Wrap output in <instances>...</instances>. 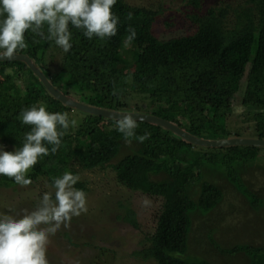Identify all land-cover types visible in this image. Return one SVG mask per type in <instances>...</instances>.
I'll list each match as a JSON object with an SVG mask.
<instances>
[{"label": "trees", "instance_id": "1", "mask_svg": "<svg viewBox=\"0 0 264 264\" xmlns=\"http://www.w3.org/2000/svg\"><path fill=\"white\" fill-rule=\"evenodd\" d=\"M190 3L200 12L191 16L196 29L187 36L158 39L154 25L165 13L163 8L133 7L116 0L112 7L119 18L116 35L90 40L70 25L72 48L58 71L53 72L48 57L54 42L31 31L25 33L26 47L18 52L31 57L57 88L79 97L80 102L153 114L212 140L242 136V129L235 133L228 129V118L248 74L242 106L245 121L254 124L249 138L264 139V0H243L237 6L218 3L206 13L201 12V0ZM231 14L233 23L226 20ZM130 28L136 36L129 42ZM43 31L46 35V25ZM23 70L28 74L24 92L16 84ZM0 76V143L5 146L22 147L31 130L21 122L23 110L43 105L49 112L75 111L53 98L24 63H0ZM77 112L83 119L69 128L57 152L38 159L27 178L45 176L52 182L65 172L76 175L72 162L85 171L112 167L120 185L161 198L156 231L148 238L150 246L136 256L157 264H211L206 259L181 257L187 254L193 216H206L235 192L253 210L258 204L264 207V196L255 190L257 175L262 173L255 160L264 148H201L145 122H136L135 136L148 133L147 139L139 142L133 137L128 142L116 130V120ZM124 148L130 153L113 164ZM252 169L256 170L253 175ZM222 180L224 186L219 184ZM15 184L0 175V187ZM75 186L84 190L81 182ZM127 212L126 221L138 228L135 213ZM219 249L224 254L244 251L250 264H264V248Z\"/></svg>", "mask_w": 264, "mask_h": 264}, {"label": "rangeland", "instance_id": "2", "mask_svg": "<svg viewBox=\"0 0 264 264\" xmlns=\"http://www.w3.org/2000/svg\"><path fill=\"white\" fill-rule=\"evenodd\" d=\"M124 1L133 7L153 10L163 8L165 13L158 17L154 25V34L158 39L169 40L187 36L196 29L191 16L200 10L190 3L191 0ZM201 1V12L206 13L215 4L228 3L237 6L243 0ZM226 20L233 23L234 16L231 14ZM64 55L65 52L56 45L51 54L49 53L48 57L52 60H48L52 62L50 66L53 72L58 71ZM27 76V72L23 70L16 80V84L23 92L28 83ZM0 81H3L1 76ZM55 83L59 85L58 82ZM247 83L248 74L241 81V89L234 100L233 112L228 118V129L233 133L239 128L242 129L241 137H250L254 125L252 120L245 121L246 109L242 106ZM69 119H75L78 124L83 115L75 110L69 114ZM3 150L14 152L16 149L6 146ZM129 153L130 151L124 148L112 163H118ZM257 157L258 160L255 162L261 166L259 168L262 173L257 175L260 177L258 180L254 179L258 181L255 190L264 196V149ZM71 169L79 176L78 182L84 184L83 191L86 193L88 211L72 217L67 227L62 225L54 235L49 236L46 253L49 264H157L135 254L150 246L148 238L156 231L157 217L161 212L163 200L131 191L120 185L112 167L85 171L77 163L72 162ZM255 171L252 169L249 173L253 175ZM31 172L30 169L27 174ZM31 181L30 185L23 187L17 184L0 187V214L21 218L37 208L45 192H52L54 196L50 178L39 176ZM225 183L222 180L219 184L224 186ZM233 194L225 196L221 205L208 213L209 215L193 216L187 254L181 255L182 258L206 259L211 264H250V257L244 251L224 254L219 247L226 250L247 246L264 248V207L258 204L259 207L253 210L244 196L236 195V192ZM128 209L135 213L138 228L126 221Z\"/></svg>", "mask_w": 264, "mask_h": 264}, {"label": "clouds", "instance_id": "3", "mask_svg": "<svg viewBox=\"0 0 264 264\" xmlns=\"http://www.w3.org/2000/svg\"><path fill=\"white\" fill-rule=\"evenodd\" d=\"M115 3L116 0H0V59L12 60L15 53L26 47L27 31L54 42L65 53L72 48L70 25L82 30L90 40L115 36L119 23L112 12ZM129 32L130 42L136 33L131 28ZM20 118L31 130L25 134L22 147L14 152H0V175L23 187L32 183L27 178L28 171L39 158L57 152L62 137L69 128L77 126V121L70 120L67 112H49L43 105L23 110ZM136 128L131 113L123 114L117 121L116 130L128 142L133 137L139 142L147 139L148 133L135 136ZM79 179L71 172L54 178V196L45 192L37 208L21 218L0 214V264H49V236L62 225L67 227L72 217L88 211L86 193L74 187Z\"/></svg>", "mask_w": 264, "mask_h": 264}, {"label": "water", "instance_id": "4", "mask_svg": "<svg viewBox=\"0 0 264 264\" xmlns=\"http://www.w3.org/2000/svg\"><path fill=\"white\" fill-rule=\"evenodd\" d=\"M3 62H21L24 63L33 74L41 81L43 86L46 88L48 93L73 110H77L92 116L102 117L105 119L116 120L118 121L123 114L131 113L136 119V122H145L153 125L160 126L165 130L173 133L182 140L186 141L189 144H192L201 148H210V149H222V148H232V147H256L264 148V139L259 138H249V137H231L227 139H204L198 136H195L188 131L184 130L177 124L166 120L164 118L158 117L153 114L137 112V111H119L111 110L102 107H96L89 105L83 102H80L71 96L66 95L62 90L57 88L49 77L43 72V70L36 64V62L25 53L17 52L14 54L12 60L0 59V63ZM3 148L0 146V152H3Z\"/></svg>", "mask_w": 264, "mask_h": 264}, {"label": "flooded vegetation", "instance_id": "5", "mask_svg": "<svg viewBox=\"0 0 264 264\" xmlns=\"http://www.w3.org/2000/svg\"><path fill=\"white\" fill-rule=\"evenodd\" d=\"M1 147L5 148L6 146L5 145H0Z\"/></svg>", "mask_w": 264, "mask_h": 264}]
</instances>
